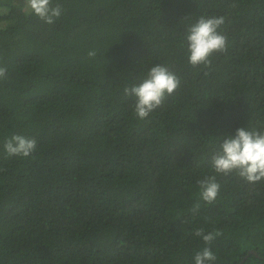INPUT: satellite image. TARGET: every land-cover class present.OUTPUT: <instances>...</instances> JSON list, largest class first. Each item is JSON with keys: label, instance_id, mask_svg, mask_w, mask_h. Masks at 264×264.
<instances>
[{"label": "trees", "instance_id": "trees-1", "mask_svg": "<svg viewBox=\"0 0 264 264\" xmlns=\"http://www.w3.org/2000/svg\"><path fill=\"white\" fill-rule=\"evenodd\" d=\"M57 3L48 24L0 0V264H195L206 246L215 264H264V180L210 167L236 128L264 127V0ZM201 16L224 17L227 51L209 67L187 60ZM156 63L181 87L140 120L123 87ZM13 134L34 153L8 157ZM206 175L220 184L211 204ZM201 227L219 233L210 245Z\"/></svg>", "mask_w": 264, "mask_h": 264}, {"label": "clouds", "instance_id": "clouds-1", "mask_svg": "<svg viewBox=\"0 0 264 264\" xmlns=\"http://www.w3.org/2000/svg\"><path fill=\"white\" fill-rule=\"evenodd\" d=\"M30 12L48 24L54 23L62 13L59 3L52 5V0H26ZM224 24V17L201 16L191 24L184 37L188 63L197 67H209L214 54L227 51V38L219 29ZM96 50L87 52L88 58L96 56ZM8 79V68L0 65V81ZM181 87V79L164 63H156L147 68L146 74L139 83L123 87L125 97H135L132 106L136 118L144 120L160 108L165 99L172 96ZM4 150L8 157H29L37 147L35 138L21 134H13L5 139ZM210 167L216 174L229 175L235 172L250 184L264 180V127H238L234 135H227L210 160ZM199 195L202 200L211 204L215 201L220 190L216 175H206L197 181ZM195 204L193 212L198 211ZM194 235L200 237L206 245L219 235L218 232H205L197 228ZM216 255L210 247H204L194 256L195 264H215Z\"/></svg>", "mask_w": 264, "mask_h": 264}]
</instances>
